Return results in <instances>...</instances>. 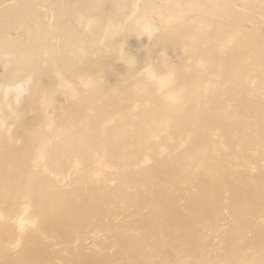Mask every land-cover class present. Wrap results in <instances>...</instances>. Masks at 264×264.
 <instances>
[{
	"label": "bare ground",
	"instance_id": "obj_1",
	"mask_svg": "<svg viewBox=\"0 0 264 264\" xmlns=\"http://www.w3.org/2000/svg\"><path fill=\"white\" fill-rule=\"evenodd\" d=\"M0 264H264V0H0Z\"/></svg>",
	"mask_w": 264,
	"mask_h": 264
}]
</instances>
